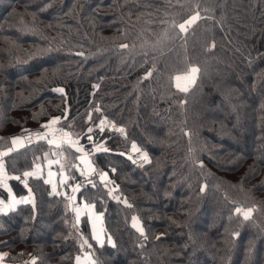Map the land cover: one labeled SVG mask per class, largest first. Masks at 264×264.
Returning <instances> with one entry per match:
<instances>
[{"label": "trees", "instance_id": "trees-1", "mask_svg": "<svg viewBox=\"0 0 264 264\" xmlns=\"http://www.w3.org/2000/svg\"><path fill=\"white\" fill-rule=\"evenodd\" d=\"M192 68L191 87H176ZM97 104L93 119L106 115L126 135L97 130L112 151L92 159L133 205L110 200L98 177L96 188L81 189L105 213L117 245L96 247L102 264H264V0H0V150L14 135L43 132L65 107L59 128L86 131ZM31 140L5 157L10 173L47 156L70 182L83 179L74 149ZM133 142L149 152V164L120 155L131 154ZM29 182L35 218L30 205L0 215L4 264L33 256L37 264H74L79 249L63 198L49 196L43 179ZM253 206L247 221L235 211ZM132 215L147 240L131 227ZM81 228L90 238L86 217Z\"/></svg>", "mask_w": 264, "mask_h": 264}, {"label": "snow or ice", "instance_id": "snow-or-ice-1", "mask_svg": "<svg viewBox=\"0 0 264 264\" xmlns=\"http://www.w3.org/2000/svg\"><path fill=\"white\" fill-rule=\"evenodd\" d=\"M214 47V43L212 44ZM77 55L84 56L85 53L79 52ZM147 76V74H146ZM99 85L94 84L93 88H98ZM54 92L61 95L65 94V89L63 87H56L53 89ZM93 112L101 113L100 105L97 104L94 109L90 107L87 112V128L86 131H73V124H69L68 130L64 128L55 127L62 119H65L68 113V108H64V116L53 115L48 119L41 128L45 129L43 132H36V140H47L48 145H55L59 147L60 145H68L75 152L80 155L77 157L80 162L77 164L76 170L79 172L80 176L83 178L76 181L72 178L70 182V177L63 170L59 173V182L54 179L56 175L52 169L51 165L58 163L59 161H54L47 159L45 157L46 163L48 165V170L45 174L44 166L36 161H33L30 169H25L22 173H10L7 169V164L5 157L9 154L15 152L19 148L24 147V137L19 135H14L11 137V146L0 150V191L6 193V198L0 196V214L7 215L17 210L20 205H30L32 207V218H35L36 213V198L34 195L33 188L30 185V178L43 179L45 185L50 186L49 196L62 197L64 201V207L66 214L71 215L72 231L78 244V254L74 258V264H102L99 257L96 254V247L103 248L106 245L115 248L117 247L113 237L110 234H106V229L104 226V216L105 213L102 211H97L96 204L90 200V198L81 192V189L85 185H91L92 188H96L97 184L94 182L92 177H98L100 184L106 190L107 197L118 203H122L128 208H132L133 205L129 202L126 197L122 198V194L119 192L120 186L115 182L114 179L110 178L109 171L99 169L96 167L92 157L94 154L101 152L112 151L107 146V139H96L97 130L99 133L103 134L105 132H115L121 136L126 135V128L123 125L118 124L108 116L101 114L98 117V122L93 119ZM74 119V118H73ZM187 135L191 138V132L188 131ZM86 138V140L92 145L89 150L86 146L81 143V140ZM28 142L31 143V134L29 135ZM191 143V139H190ZM195 147L189 148V154L191 156L194 165H200L203 167V161L200 160L195 155ZM131 153H135L133 156L129 153H120V155H126L127 159L133 164H138L143 167L151 162L150 154L147 150L138 147L136 142L131 144ZM13 166L14 163H13ZM63 168V165H62ZM117 169L115 167L111 168V172L115 173ZM17 181L22 186L26 194L17 195L11 184V181ZM70 188V191L65 190ZM201 192L205 191V186H201ZM77 194H80L79 196ZM255 206L249 207L246 210L241 208H236V213L242 214L243 221H247L252 217ZM86 217L87 224L90 226L91 235L90 238L85 235L81 225L83 223V218ZM68 222L67 219L65 221ZM131 227L140 234L143 240H147L145 235V229L141 224V221L137 215H132L131 217ZM232 235L238 236V232H233ZM143 247V244H141ZM9 256L7 252H0V264H4L5 259ZM24 264H37V257L33 256L31 261H26Z\"/></svg>", "mask_w": 264, "mask_h": 264}, {"label": "rangeland", "instance_id": "rangeland-1", "mask_svg": "<svg viewBox=\"0 0 264 264\" xmlns=\"http://www.w3.org/2000/svg\"><path fill=\"white\" fill-rule=\"evenodd\" d=\"M196 19H197V16L193 17L191 19L192 22L190 21L191 22L190 24H192L193 21L196 22ZM188 27H189L188 25H185L184 27H182L183 32L186 31V29H188ZM195 78H196V69L192 68L187 74L176 77L174 83H175L176 87H178L179 89L185 90V89H189L191 87ZM55 127L59 128V124H57ZM44 131H45V129H44ZM60 146H63V145H60ZM131 154L133 156L136 155L135 153H131ZM50 160L59 161L58 158L50 159ZM58 164H59V162L51 165V166H54V169L52 167H51V169L56 174L54 176V179L56 181H57V178L59 177L58 175H59L60 169H61V167ZM43 166H44V170L46 169V167H48L46 160H45Z\"/></svg>", "mask_w": 264, "mask_h": 264}, {"label": "crops", "instance_id": "crops-1", "mask_svg": "<svg viewBox=\"0 0 264 264\" xmlns=\"http://www.w3.org/2000/svg\"><path fill=\"white\" fill-rule=\"evenodd\" d=\"M51 167H52V166H51ZM47 170H48V167H46V169L44 170L45 174H46ZM57 180H58V178H57ZM0 196L6 198V193H3L2 191H0ZM0 215H1V214H0ZM0 252H4V251H0Z\"/></svg>", "mask_w": 264, "mask_h": 264}, {"label": "water", "instance_id": "water-1", "mask_svg": "<svg viewBox=\"0 0 264 264\" xmlns=\"http://www.w3.org/2000/svg\"><path fill=\"white\" fill-rule=\"evenodd\" d=\"M33 136H35V133H34L33 135H31V138H32ZM28 138H29V135H26V136H25V139L28 140Z\"/></svg>", "mask_w": 264, "mask_h": 264}]
</instances>
